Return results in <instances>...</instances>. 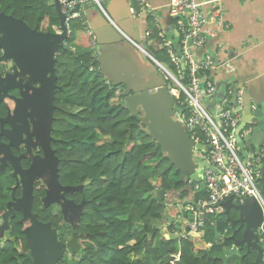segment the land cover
I'll return each mask as SVG.
<instances>
[{
    "label": "trees",
    "instance_id": "16d2710c",
    "mask_svg": "<svg viewBox=\"0 0 264 264\" xmlns=\"http://www.w3.org/2000/svg\"><path fill=\"white\" fill-rule=\"evenodd\" d=\"M0 11L40 28L59 25L54 0H0ZM149 24L151 39L161 43L160 30ZM68 28L66 44L71 50L59 48L56 53L59 86L54 132L63 146V169L73 182L87 184L80 264H167L158 246L161 238L170 253L182 245L181 264H223L221 247L207 245L213 243L215 228L221 232L230 228L227 216H219L215 227L208 226L204 237L178 239L171 233L174 224L164 213L166 208L172 216L177 213L173 197L183 182L173 175L170 159L145 124L124 106L122 86L90 69L100 62L93 55L94 36L84 20L70 19ZM150 47L155 58L176 68L166 47ZM153 160L152 168L149 162ZM158 189L166 191L163 200L157 197ZM187 195L189 189L184 188L181 199ZM185 229L179 227L181 232ZM18 255L16 251L0 252V264H18Z\"/></svg>",
    "mask_w": 264,
    "mask_h": 264
},
{
    "label": "water",
    "instance_id": "95a60500",
    "mask_svg": "<svg viewBox=\"0 0 264 264\" xmlns=\"http://www.w3.org/2000/svg\"><path fill=\"white\" fill-rule=\"evenodd\" d=\"M132 1L136 11L148 21L147 13L141 12L138 1ZM109 2L110 0H102V5L105 6ZM54 4L59 16V25L54 32L46 33L31 29L23 19L0 13V47L4 48L7 59H13L16 62V66L21 72L33 73L34 79L40 83L36 92L40 99V110H42L43 103H48V119L45 121V128L49 136L55 106L53 103L54 92L58 87L56 84V53L59 48L71 50V47L66 44L69 28L66 21L67 14L63 12V3L60 0H54ZM91 7V1L83 4L78 2L71 13H79L86 26L90 27L86 10ZM173 20L175 21V18ZM106 29H111L114 32H103V30L94 32L102 74L111 82L122 86L121 94L124 106L138 115L151 138L159 144L162 152L170 159L175 171L181 176L179 180L184 184L178 193L181 194L184 188H188L190 195L185 200H190L205 188L199 169L195 170L194 149L209 150L210 146L196 143L188 134L185 125L175 118V111L183 112L184 109L176 104L167 86L166 78L159 72L153 59L132 42H126L123 35L116 32L112 26L107 25ZM107 34L113 37L104 38ZM176 36L179 37L178 31ZM177 50H180L179 45ZM225 76L218 85L217 100H222L226 95L228 80L236 81V89L245 88L243 105L239 109V113L242 115L240 129L249 125L251 132L243 138L240 137L239 141L243 147L242 155L246 156L248 151H253L252 149L264 148V96L257 97L252 87V80L240 81L238 79V81L235 74ZM253 106L254 110H252ZM204 166L206 163H202L199 167ZM55 181H57L56 175ZM190 181L197 182L200 186L199 189L194 190ZM52 189L53 186L49 193ZM165 193L164 189H158V199L163 200ZM22 201L25 206H20L19 209L23 211L24 219H26L31 215L32 184L26 185ZM180 201L182 202V199ZM3 208L1 207V210ZM224 208L222 213L227 216L230 228L224 232L215 228L216 235L211 245L217 244L221 247V251L224 253L223 264H231V259L238 254L237 249L243 250L244 248H247L248 252L256 251L258 253V257L253 263L258 264L260 259H263L264 252V233L262 235L259 231V228L264 227L262 205L257 198L248 197L243 203H236L228 199L224 202ZM232 209L237 211V218L231 215ZM164 216L167 217L170 224L176 222V218L170 215L168 208L165 209ZM31 218L32 226L23 232L31 252H22L18 255L17 259H21L18 264H23L26 259H30L32 264H56L58 259L63 256L66 244L57 240L56 231L50 229L49 224L39 223L34 215ZM36 225L49 229L52 234L51 243L43 245L42 236L39 233L38 240H33L31 231L36 229ZM9 227L10 224L5 222V218L2 220L0 218V239L15 244ZM164 232L167 233L168 228H165ZM191 236H199V234L191 232ZM218 240L221 241L217 243ZM68 246L72 249L75 248L72 242ZM158 246L164 261L169 264L172 256L167 241L161 238Z\"/></svg>",
    "mask_w": 264,
    "mask_h": 264
},
{
    "label": "built area",
    "instance_id": "2783aa9c",
    "mask_svg": "<svg viewBox=\"0 0 264 264\" xmlns=\"http://www.w3.org/2000/svg\"><path fill=\"white\" fill-rule=\"evenodd\" d=\"M60 1L63 3V12L67 14L69 27L70 19L80 16L79 13H71V10L78 2L83 4L88 0ZM92 1L100 7L109 22L116 26L106 13L102 0ZM137 1L142 11L147 13L151 24L160 30L162 38L161 43L152 42L149 30L145 34L147 44L166 47L176 68L172 69L159 61L144 44L135 42L124 32L123 36L150 56L159 72L166 78L176 104L184 109L183 112L175 111L174 116L185 125L190 137L196 143L210 146L209 150L194 149L193 154L205 184L204 194L177 205L175 224L186 229L181 232L179 227L174 226L171 233L178 239L188 238L191 232L204 237L208 226H216L217 217L224 211V202L228 199L243 203L246 198L255 197L264 209V196L258 187L259 175L255 169L257 156L250 150L243 156L245 159L241 157L243 147L239 138L251 132L249 126L240 129L242 115L239 109L243 105L245 88L236 89L235 83L228 80L226 95L222 100H217L218 85L223 81L220 74L232 75L236 72V66L231 59L220 61L216 54L206 50L209 40L227 28V24L220 17L222 0H170L169 13L175 18L181 54L176 50L174 42L161 31L159 16L151 0ZM208 3H213L216 7L211 16L206 12ZM92 51L94 57L99 60L95 37ZM90 69L101 72V66H92ZM254 108L253 106L252 110ZM202 163H206V166L199 167ZM190 182L194 190L199 189L197 182ZM259 231L263 235L264 227L259 228ZM181 252L180 246L177 252L171 253V264H181Z\"/></svg>",
    "mask_w": 264,
    "mask_h": 264
},
{
    "label": "flooded vegetation",
    "instance_id": "af4514ba",
    "mask_svg": "<svg viewBox=\"0 0 264 264\" xmlns=\"http://www.w3.org/2000/svg\"><path fill=\"white\" fill-rule=\"evenodd\" d=\"M25 22L31 29L46 33L57 30V26L40 28ZM5 54L4 48L0 47V218H5V222L10 224L9 230L15 244L0 239V252H31L23 232L32 226L31 216L34 215L39 223L49 224L50 229L56 231L57 240L66 244L64 254L56 264H80L84 255L81 231L87 207V184L73 182L62 167L63 146L54 132L57 88L49 136L45 128L48 103H43L40 110V99L36 92L40 83L34 79L33 73L21 72L16 62L7 59ZM252 150L258 159L255 164L259 175L258 187L264 195V148ZM195 170H198L197 167ZM29 184H32L31 215L24 219L25 215L19 207L25 206L22 198ZM51 186L53 189L49 193ZM1 207L4 208L1 210ZM231 215L238 217L234 209ZM225 216L221 214V217ZM38 233L42 236L43 245L51 243L52 234L48 228L36 225V229L31 231L33 240H38ZM70 242L75 248L68 246ZM237 252L230 263L253 264L258 257L256 251L248 252L247 248L237 249ZM262 257L258 264H264V252ZM27 262L31 263V260L26 259L23 264Z\"/></svg>",
    "mask_w": 264,
    "mask_h": 264
},
{
    "label": "crops",
    "instance_id": "0c3cea01",
    "mask_svg": "<svg viewBox=\"0 0 264 264\" xmlns=\"http://www.w3.org/2000/svg\"><path fill=\"white\" fill-rule=\"evenodd\" d=\"M91 3L92 7L86 10L90 24L89 32H101L102 30L103 32H114L111 29H106V26L110 25L121 35L124 32L138 43L147 44L145 34L149 31L150 24L141 13L136 11L132 0H110L104 6L106 13L117 27L109 22L97 4ZM169 3L170 0H151V4L159 16L161 31L175 41L178 39L177 28L169 13ZM215 8L213 3L206 5L208 16L212 15ZM220 9V17L227 24V28L209 40L206 50L216 54L220 61L226 58L231 59L236 66L234 74L237 80H252L253 90L257 97L261 98L264 96V0H222ZM141 12H143L142 9ZM107 37L110 39L113 36L110 34L104 36V38ZM125 40L129 42L127 39ZM151 41L155 42L153 39ZM85 50L88 51L89 48ZM220 77L226 76L220 74ZM232 82L236 83L233 79ZM177 197V199L182 198L179 193ZM194 197L196 195L192 198Z\"/></svg>",
    "mask_w": 264,
    "mask_h": 264
},
{
    "label": "rangeland",
    "instance_id": "374dc122",
    "mask_svg": "<svg viewBox=\"0 0 264 264\" xmlns=\"http://www.w3.org/2000/svg\"><path fill=\"white\" fill-rule=\"evenodd\" d=\"M145 46V48L152 54V48L150 47V45H148V44H145L144 45ZM227 90V89H226ZM115 101V100H114ZM106 139H108V140H110V138L109 137H106ZM240 155H241V153H240ZM242 157V159H245V157H243V156H241ZM153 164H154V160H153V162L152 161H150L149 162V166L151 167L152 166V168H153ZM172 172H173V175L175 176V174H177V177H179L178 176V173L175 171V169H174V167H173V169H172ZM260 189V188H259ZM178 195H176V196H174L173 197V199L175 200L176 199V202H177V204L176 205H178V204H180V199H177L178 197H177ZM264 196V195H263ZM186 199V198H185ZM208 246V245H207Z\"/></svg>",
    "mask_w": 264,
    "mask_h": 264
},
{
    "label": "clouds",
    "instance_id": "9594fccd",
    "mask_svg": "<svg viewBox=\"0 0 264 264\" xmlns=\"http://www.w3.org/2000/svg\"><path fill=\"white\" fill-rule=\"evenodd\" d=\"M88 1L93 2L92 0H88ZM88 1H87V2H88ZM93 3H94V2H93ZM101 3H102V2H101ZM95 4H96V3H95ZM103 7H104V6H103ZM79 17L82 18L81 15H80ZM147 17H148V16H147ZM82 19H83V18H82ZM148 22H150V21H149V17H148ZM84 23H85V21H84ZM90 33H91V31H90ZM92 35L95 37V35H94L93 32H92ZM95 39H96V37H95ZM125 39H126V38H125ZM132 39H133V38H132ZM170 39H171V38H170ZM171 40L173 41V39H171ZM134 41H136V40H134ZM129 42H130V41H129ZM136 42H137V41H136ZM173 42H174V41H173ZM130 43H131V42H130ZM150 46H151V45H150ZM96 48H97V43H96ZM97 50H98V49H97ZM101 74H102V71H101ZM102 75H103V74H102ZM192 187H193V186H192ZM180 203H181V202H180ZM176 206H177V205H176ZM171 216H172V215H171ZM173 217H174V216H173ZM218 217H219V215H218ZM218 217H217V218H218ZM176 225H177V224L174 223V226H176ZM166 228H167V227H166ZM212 228H213V227H212ZM167 233H168V232H167ZM162 239H163V238H162ZM211 244H212V243H208V246H210ZM181 246H182V245H181ZM181 253H182V252H181Z\"/></svg>",
    "mask_w": 264,
    "mask_h": 264
}]
</instances>
